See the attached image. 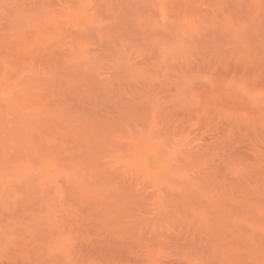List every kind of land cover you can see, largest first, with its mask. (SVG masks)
<instances>
[{
  "label": "rangeland",
  "instance_id": "374dc122",
  "mask_svg": "<svg viewBox=\"0 0 264 264\" xmlns=\"http://www.w3.org/2000/svg\"><path fill=\"white\" fill-rule=\"evenodd\" d=\"M0 264H264V0H0Z\"/></svg>",
  "mask_w": 264,
  "mask_h": 264
}]
</instances>
